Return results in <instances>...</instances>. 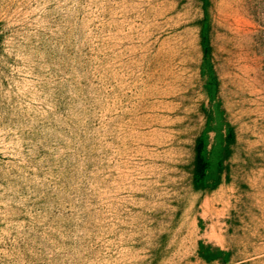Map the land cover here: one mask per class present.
Segmentation results:
<instances>
[{
	"label": "rangeland",
	"instance_id": "rangeland-1",
	"mask_svg": "<svg viewBox=\"0 0 264 264\" xmlns=\"http://www.w3.org/2000/svg\"><path fill=\"white\" fill-rule=\"evenodd\" d=\"M0 264H264V0H0Z\"/></svg>",
	"mask_w": 264,
	"mask_h": 264
},
{
	"label": "trees",
	"instance_id": "trees-1",
	"mask_svg": "<svg viewBox=\"0 0 264 264\" xmlns=\"http://www.w3.org/2000/svg\"><path fill=\"white\" fill-rule=\"evenodd\" d=\"M206 0H201L204 4ZM200 46L202 53V68H207L208 73H201V77L204 79L205 77V92L208 95H213L216 92V80L215 76L212 72V69L209 64L210 52L208 47V39L204 36V30L201 31L200 35ZM201 68V69H202ZM210 97V96H209ZM224 135L223 140L221 141V149L219 152L221 155V159L218 160L216 166L214 168V180L209 181L211 178V170H210V161L211 157L214 153V149H208L207 143L205 141L206 133L208 131H204L202 135L196 139L193 147V156H192V164H191V172H190V181L191 187L193 190L202 191L206 189H210L215 186L219 181V175L222 171V163L223 160L228 156L229 147L233 144V132L229 125L224 124ZM223 155V157H222ZM216 175V176H215ZM216 177V178H215Z\"/></svg>",
	"mask_w": 264,
	"mask_h": 264
}]
</instances>
